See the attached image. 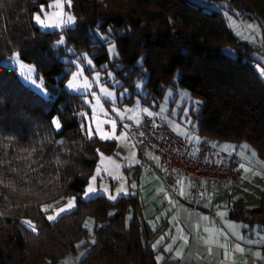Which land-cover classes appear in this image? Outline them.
Segmentation results:
<instances>
[{"label": "trees", "instance_id": "1", "mask_svg": "<svg viewBox=\"0 0 264 264\" xmlns=\"http://www.w3.org/2000/svg\"><path fill=\"white\" fill-rule=\"evenodd\" d=\"M52 1L0 0V264H59L82 241L86 253L78 264H156L154 233L137 194L115 202L80 199L99 153H112L114 142L87 136L78 118L80 95L65 89L71 68L63 58L86 54L96 69L113 71L130 89L143 78L148 96L157 99L177 75V86L201 102V138L245 143L264 159V82L254 68L256 48L238 41L212 6L225 2L228 11L259 20L264 31V0H68L64 10L73 26L42 31L32 16ZM111 42L118 51L112 60L106 51ZM226 47L235 55L225 54ZM14 52L34 66L47 97L2 63ZM70 197L74 209L49 222L42 209ZM257 202L247 208L238 198L231 218L264 226V188ZM86 217L93 220L91 242Z\"/></svg>", "mask_w": 264, "mask_h": 264}, {"label": "rangeland", "instance_id": "2", "mask_svg": "<svg viewBox=\"0 0 264 264\" xmlns=\"http://www.w3.org/2000/svg\"><path fill=\"white\" fill-rule=\"evenodd\" d=\"M65 4H68V0L52 1L47 10L41 9L39 12L33 14L32 23L42 31L61 30L72 27L74 18L71 14L65 12ZM220 4V6L215 4H212V6L213 8L221 10L222 17L233 35L238 41L256 48V51L252 54L253 59L256 61L254 68L260 80L264 82V55L260 53L261 46L264 43L263 26L255 18L241 16L235 11H228L227 3L223 2ZM69 16L72 17L71 22L67 21V17ZM36 17H40L42 23L37 22ZM43 25L55 26L45 27ZM95 34L100 39H103L105 36L97 31ZM106 51L110 60L118 57L115 43H108L106 45ZM223 52L230 56L235 55L228 47L224 48ZM88 59L90 58L86 54L80 55L77 59L69 57L63 58V61L68 63L66 68H71L65 83V89L71 94L80 95L84 109L79 112L78 118L81 125L85 128L87 136L97 137L102 141L114 142V150L110 154L99 153L96 166L88 176L87 185L80 199L89 200L97 196H104L107 201L115 202L120 197H125L131 193L132 175L138 166L137 161H141L125 128L120 127L119 122H124L125 125H137L142 123L146 118L157 116L177 137L195 142L201 139L197 134L199 119L197 113L201 102L185 89L177 86V75L169 83L161 86L162 94L160 98H151L143 88L145 83L143 78L136 80L133 88L130 89L128 86L123 85L121 79L115 77L113 71H103L104 66L100 70L96 69L93 63L91 65L87 63ZM2 63L15 70L21 81L36 93L44 97L48 96V92L43 86V81L37 78V72L33 65L22 61L20 58L18 64L12 60V56L5 59ZM20 64H23L25 67H20ZM77 65L80 66V69L77 68ZM28 68L32 69L31 77L32 81H35V84L27 79ZM78 70H82V75L77 77L74 83L81 85L87 79L89 83L87 89L83 87L69 88L67 86L68 82L73 79V73ZM103 90L111 92L112 95L110 97L105 96ZM144 109L152 112L153 115L148 116L144 112ZM112 122H115V128L112 127ZM104 135H107L109 138H102ZM220 146L224 150L227 149L223 145ZM235 152L242 163L239 167L241 175L243 174L242 181L245 182L243 194L251 204L255 203L260 195V191L263 189V184L259 179L260 173L257 171L259 170L257 165H261L259 172H262L264 169V159H260L256 152L245 143L239 145V149L235 150ZM98 170L99 174L97 175ZM93 176H96V180L93 183L97 192L85 198L84 192ZM121 186L124 187L125 191L117 195L118 189ZM103 189H107V191L105 192ZM109 195H117V199L109 200ZM69 199H74L75 201L74 197H70L60 207L53 208L51 205L44 207L47 209L46 219L49 222H53L59 216L72 211L75 207V202L72 209L66 210L64 213H59V208L67 207V201ZM49 216H55L56 218L49 220ZM24 225L29 228L28 224L25 223ZM83 227L89 232L87 241L91 242L93 239L92 218L86 217L83 222ZM83 243L84 241L77 243L75 254L65 255L59 264H78L86 253V248ZM39 264L45 263L40 262Z\"/></svg>", "mask_w": 264, "mask_h": 264}, {"label": "crops", "instance_id": "3", "mask_svg": "<svg viewBox=\"0 0 264 264\" xmlns=\"http://www.w3.org/2000/svg\"><path fill=\"white\" fill-rule=\"evenodd\" d=\"M220 145L235 152L241 144ZM151 159L149 164L138 163L131 194L138 195L143 204L142 219L154 233L151 248L156 264H264V226H250L230 216L238 198L247 202V208L258 205L245 198L241 172L233 192L220 184L196 185L177 177L173 193L153 170L157 162ZM260 166L257 171L264 188V169L259 172Z\"/></svg>", "mask_w": 264, "mask_h": 264}, {"label": "built area", "instance_id": "4", "mask_svg": "<svg viewBox=\"0 0 264 264\" xmlns=\"http://www.w3.org/2000/svg\"><path fill=\"white\" fill-rule=\"evenodd\" d=\"M264 54V43L261 46ZM124 127V122H119ZM125 131L142 162H157L153 170L162 177L166 188L175 193L176 178L190 179L196 185L220 184L229 192L241 180L236 152L220 147L212 139L190 142L177 137L157 116L140 124H128Z\"/></svg>", "mask_w": 264, "mask_h": 264}, {"label": "snow or ice", "instance_id": "5", "mask_svg": "<svg viewBox=\"0 0 264 264\" xmlns=\"http://www.w3.org/2000/svg\"><path fill=\"white\" fill-rule=\"evenodd\" d=\"M36 20H37V22L42 23V22L40 21V17H36ZM67 21H68V22H71V21H72V17H70V16L67 17ZM43 26H45V27H49V26H55V25H43ZM58 43H63V38H61L60 41H58ZM18 55H19L18 53H15V52L12 53V60L19 64V58H18ZM87 63H88L89 65H91L92 61H91L90 59H88V60H87ZM20 67L23 68V67H25V66H24L23 64H20ZM77 68L80 69V66L77 65ZM31 71H32L31 68H28V69H27V72H28L27 79H28L29 81H31L33 84H35V81H32ZM81 75H82V70H78L77 72L73 73V79L70 80V81L68 82V85H67V86H68L69 88L83 87V88L87 89V88L89 87V83H88V80H87V79H85L84 82H83V84H81V85H76V84L74 83L75 79H76L77 77L81 76ZM103 91H104V95H105V96H109V97H110V96L112 95V93H111V92H108L107 90H103ZM97 103H98V101H97ZM114 111H115V109H114ZM144 112H145L148 116L153 115V113L150 112V111H148L147 109H144ZM54 123H56V122L54 121ZM56 126L59 127V124L56 123ZM112 127L115 128V122H112ZM124 127L127 128L128 126L125 125ZM102 138H109V137H108L107 135H104V136H102ZM137 163H139V161H137ZM117 167H118V166H117ZM98 174H99V170L97 171V175H98ZM114 178H116V177H114ZM95 180H96V176H93V177L90 179L89 184H88V187H87V189H86L85 192H84V197H85V198H87L88 196L93 195V194H95V193L97 192V189H96V187H94V183H93ZM132 187H135V185H133ZM103 191L106 192L107 189H103ZM124 191H125L124 187L121 186V188L118 189L117 195H118L119 193H123ZM117 195H109V196H108V199H109V200H116V199H117ZM74 202H75L74 199H69V200L67 201V207H66V208H64V207L59 208V213H64L66 210H70V209H72L73 206H74ZM46 210H47L46 208L42 209V211H46ZM220 215L223 216L224 214L221 213ZM55 218H56L55 216H49V217H48L49 220H53V219H55ZM25 223L28 224L29 227H31L33 231L36 230L35 227L31 224L30 221H25ZM158 243H159V242H158ZM154 247H155V245H154ZM168 250H169V249H165V251H168Z\"/></svg>", "mask_w": 264, "mask_h": 264}]
</instances>
